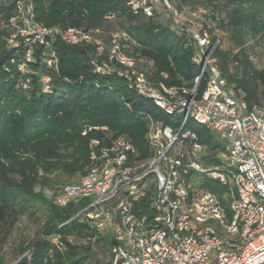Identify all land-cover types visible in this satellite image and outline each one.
Returning <instances> with one entry per match:
<instances>
[{"label": "built area", "instance_id": "built-area-1", "mask_svg": "<svg viewBox=\"0 0 264 264\" xmlns=\"http://www.w3.org/2000/svg\"><path fill=\"white\" fill-rule=\"evenodd\" d=\"M126 6L134 15L166 14L172 27L186 34L195 47L191 61L199 68L192 87L155 86L123 51L120 33H112L106 46L99 29L41 23L33 0H0V31L4 32V49L10 52L7 61L25 77L24 88L28 75L36 72L33 64L57 70L56 41L91 46L96 71L117 67L128 88L153 101L166 115L180 117L176 128L150 120L146 134L150 155L145 159H137L139 152L124 134L92 152L86 173L50 195L59 207L80 204L63 224L76 219L92 232L90 242L99 243L93 248L98 259L94 264L261 262L264 105L249 107L218 69L213 50L220 35L215 29L212 40V33L204 27V8L178 10L172 0H126ZM103 54L105 61L99 62ZM8 63L4 64L6 70ZM203 75L205 88L198 95ZM39 82L42 92H48L50 75L40 73ZM188 118L210 130L223 145V164H205V145L185 128ZM91 143L97 145L98 141ZM214 158L218 159V152ZM204 179L217 181L226 190L221 195L211 191ZM142 199L144 205H139ZM142 209L149 212L137 214ZM52 240L63 249L58 236Z\"/></svg>", "mask_w": 264, "mask_h": 264}, {"label": "trees", "instance_id": "trees-1", "mask_svg": "<svg viewBox=\"0 0 264 264\" xmlns=\"http://www.w3.org/2000/svg\"><path fill=\"white\" fill-rule=\"evenodd\" d=\"M33 2L36 19L45 25L99 29L106 46L112 33H120L123 51L135 59L136 68L155 86L192 87L199 74L191 61L194 45L156 12L134 15L128 11L126 0ZM172 4L178 10H206L204 27L212 33V40L215 29L220 35L213 50L218 69L249 107L263 106L264 68L253 66L247 42L264 35V0H172ZM108 14L113 17L107 18ZM225 30L235 52L222 46ZM3 33L0 31V226L11 212L34 205L43 208L39 228L29 241L21 242L14 264H94L98 259L93 248L99 243L90 242L92 232L76 219L63 224L80 204L59 207L36 186H49L58 193L86 173L92 152L120 134L131 140L139 152L137 159H145L150 155L146 139L150 120L176 128L180 117L166 115L153 101L128 88L117 67L96 71L91 46L56 41L57 70L33 64L36 72L28 75V87L24 88L25 77L7 61L10 52L4 49ZM103 60L105 54L98 61ZM40 73L50 75L48 92L41 90ZM205 79L203 75L198 95L205 88ZM185 128L205 145V164L219 163L214 156L223 145L215 135L191 118ZM93 139L97 145L91 143ZM204 182L207 189L220 195L226 190L217 181ZM143 200L138 204L144 205ZM15 204L19 209L13 208ZM146 212L149 210L142 209L137 214ZM55 236L63 243L62 250L52 240ZM103 239L108 240L107 236ZM0 264H7L1 255Z\"/></svg>", "mask_w": 264, "mask_h": 264}, {"label": "rangeland", "instance_id": "rangeland-1", "mask_svg": "<svg viewBox=\"0 0 264 264\" xmlns=\"http://www.w3.org/2000/svg\"><path fill=\"white\" fill-rule=\"evenodd\" d=\"M164 21L169 23V16L162 17ZM228 31L222 33L223 48H228L232 52L236 51L228 39ZM247 48L250 54V60L253 66L257 69L264 68V35L260 38L252 39L247 42ZM261 90V87L259 88ZM219 163L223 164L225 160L224 151H218ZM75 178V177H74ZM67 183V182H66ZM41 189L47 198H50L53 190L49 186L41 187L36 186V190ZM15 210L19 209L18 205H14ZM43 208L41 205L28 206L26 210L18 211L17 213L11 212L6 220L0 226V255L7 262L12 264L16 259L18 247L22 241H29L33 234L39 228L42 221ZM88 264V263H87Z\"/></svg>", "mask_w": 264, "mask_h": 264}, {"label": "water", "instance_id": "water-1", "mask_svg": "<svg viewBox=\"0 0 264 264\" xmlns=\"http://www.w3.org/2000/svg\"><path fill=\"white\" fill-rule=\"evenodd\" d=\"M256 264H264V260H262L261 262H259V263H256Z\"/></svg>", "mask_w": 264, "mask_h": 264}]
</instances>
